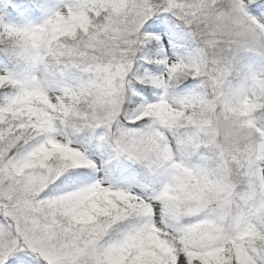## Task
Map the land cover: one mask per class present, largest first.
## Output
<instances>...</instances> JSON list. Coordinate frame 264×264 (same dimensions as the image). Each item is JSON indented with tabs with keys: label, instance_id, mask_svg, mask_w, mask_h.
<instances>
[{
	"label": "snow or ice",
	"instance_id": "6c2138e0",
	"mask_svg": "<svg viewBox=\"0 0 264 264\" xmlns=\"http://www.w3.org/2000/svg\"><path fill=\"white\" fill-rule=\"evenodd\" d=\"M0 264H264V0H0Z\"/></svg>",
	"mask_w": 264,
	"mask_h": 264
}]
</instances>
